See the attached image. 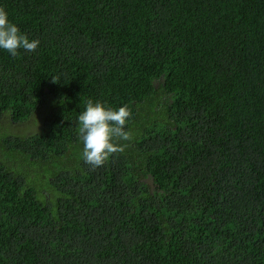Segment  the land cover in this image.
<instances>
[{
	"label": "trees",
	"instance_id": "1",
	"mask_svg": "<svg viewBox=\"0 0 264 264\" xmlns=\"http://www.w3.org/2000/svg\"><path fill=\"white\" fill-rule=\"evenodd\" d=\"M0 7V264H264V0ZM89 99L132 111L97 168Z\"/></svg>",
	"mask_w": 264,
	"mask_h": 264
},
{
	"label": "clouds",
	"instance_id": "2",
	"mask_svg": "<svg viewBox=\"0 0 264 264\" xmlns=\"http://www.w3.org/2000/svg\"><path fill=\"white\" fill-rule=\"evenodd\" d=\"M39 44L38 39L29 40L28 36L9 20L7 11L0 7V49L16 56L18 49L35 51ZM131 116L132 111L128 105L113 109L100 101L94 103L91 99L87 100L86 109L78 117L85 163L97 168L112 154L125 150L127 145H121L119 141L132 139L131 133L125 130Z\"/></svg>",
	"mask_w": 264,
	"mask_h": 264
},
{
	"label": "rangeland",
	"instance_id": "3",
	"mask_svg": "<svg viewBox=\"0 0 264 264\" xmlns=\"http://www.w3.org/2000/svg\"><path fill=\"white\" fill-rule=\"evenodd\" d=\"M37 122H38V120H36V118H34V119L31 120V123L32 124L29 125V126H27L26 124L23 123V124L19 125L20 130H18V127H16V125L14 127H12L9 124L7 117H3V121H1L0 123H1V125H4L6 127H9L10 130H12L13 133L16 132L15 134H17V135H27V134H29L31 132H34L36 130V128H37ZM35 123H36V125H34ZM33 127H34L35 130L32 129Z\"/></svg>",
	"mask_w": 264,
	"mask_h": 264
}]
</instances>
